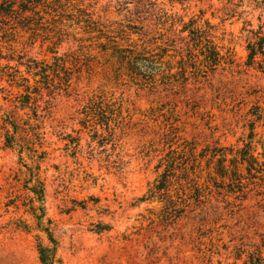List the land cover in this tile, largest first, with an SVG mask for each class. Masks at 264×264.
<instances>
[{
  "label": "rangeland",
  "instance_id": "1",
  "mask_svg": "<svg viewBox=\"0 0 264 264\" xmlns=\"http://www.w3.org/2000/svg\"><path fill=\"white\" fill-rule=\"evenodd\" d=\"M164 4L184 22L209 21L218 42L232 52V63L202 83L152 89L131 82L126 64H119L106 39L80 27L69 29L59 54L73 53L72 84L65 89L68 74L61 73L53 98L45 94L53 109L44 119V141L21 154L18 145L5 144L0 131V264H41L37 237L49 244L43 232L16 223L21 219L36 227L27 212L34 196L27 190L33 153L46 185L44 206L62 264H244L262 244L264 202L254 198L229 205L214 201L218 208H192L182 218L176 212L170 216L172 211L157 200H143L162 171L158 166L170 150L169 135L214 148L242 147L253 134L256 153L264 154V53L255 65H247L248 45L264 41V0ZM85 5L108 26L137 25L126 22L117 0H85ZM5 23L0 18V54L54 62L48 52L51 41L43 36L33 40L21 30L6 35L10 26ZM6 64L0 59V69ZM20 69L27 71L26 66ZM2 88L14 94L18 90L0 79L3 111L29 113L19 112ZM101 93L124 104L122 116L110 127L86 128L83 122L91 115L86 106Z\"/></svg>",
  "mask_w": 264,
  "mask_h": 264
},
{
  "label": "trees",
  "instance_id": "2",
  "mask_svg": "<svg viewBox=\"0 0 264 264\" xmlns=\"http://www.w3.org/2000/svg\"><path fill=\"white\" fill-rule=\"evenodd\" d=\"M117 1L127 13L126 22L137 25L119 23L108 26L101 19H95L85 0L2 1L0 18L10 26L5 34L16 35L21 30L30 32L33 40L45 37L44 40L51 41L48 52L54 60L49 63L28 58L24 62L25 58L21 56L17 59L14 55L0 54V59L7 61L0 69V79H6L11 88L18 90L14 94L12 90L2 88V93L7 92L9 101L14 98L12 102L19 112L29 110V113L21 115L8 113L0 107V131L7 146L18 145L22 154L36 148L39 141H44V119L52 114L53 109L45 94L52 99L53 89L57 87L55 80L61 78V73L68 74L74 65L70 59L73 53L59 54L65 36L74 26L86 33H97L95 38L98 40L106 39L119 64H126L131 82L140 86L150 85L152 89L177 90L191 82L202 83L218 68L232 63V52L218 42L217 31L209 21L202 23V18H192L184 22L181 17L167 11L165 0ZM133 35L138 40L133 39ZM83 48L81 43L79 50L83 51ZM101 49L106 51L103 47ZM247 50V65L253 66L256 57L264 53L263 39L255 45L250 43ZM12 61H17L18 65L11 66ZM22 66L27 68L25 73L20 69ZM66 76L63 86L69 89L72 77L70 74ZM86 108L91 115L87 116L83 126L110 127V122L122 116L124 104L101 93L92 98ZM181 137L168 136L170 150L158 166L162 171L143 201L157 200L163 208L172 211L170 216L176 212L178 218L191 212L192 208H218L214 201L229 205L231 200L241 204L254 198L259 203L264 202V154L256 153L253 134L242 147L200 148L197 140ZM175 144L178 145L173 148ZM30 155L33 164L27 174V190L34 196L30 199L27 212L35 220L36 227H30L21 219H17L16 223L25 230H38L47 235L48 245L43 244L40 236L37 237L41 264H62L57 259L58 244L46 215V185L40 174L38 156L34 153ZM261 206L264 208V204ZM248 259L244 264H264V235L262 244L248 253Z\"/></svg>",
  "mask_w": 264,
  "mask_h": 264
}]
</instances>
